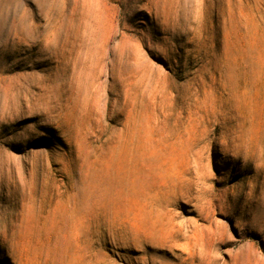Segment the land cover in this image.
Returning a JSON list of instances; mask_svg holds the SVG:
<instances>
[{"label":"rangeland","instance_id":"374dc122","mask_svg":"<svg viewBox=\"0 0 264 264\" xmlns=\"http://www.w3.org/2000/svg\"><path fill=\"white\" fill-rule=\"evenodd\" d=\"M0 264H264V0H0Z\"/></svg>","mask_w":264,"mask_h":264}]
</instances>
